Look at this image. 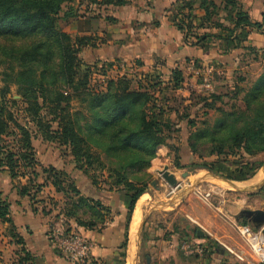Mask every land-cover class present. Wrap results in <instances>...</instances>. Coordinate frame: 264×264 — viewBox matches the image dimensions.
Segmentation results:
<instances>
[{
  "label": "trees",
  "instance_id": "trees-1",
  "mask_svg": "<svg viewBox=\"0 0 264 264\" xmlns=\"http://www.w3.org/2000/svg\"><path fill=\"white\" fill-rule=\"evenodd\" d=\"M131 1L0 0V67L5 68L2 74L5 88L0 104V143L4 136H13L16 144L15 148L0 145V171L7 173L12 180L20 177L28 179V184L18 192L20 198L31 197L33 200V184L35 185L40 173L36 171L39 162L32 132L18 122L15 112L8 110L9 106L13 108L17 105L16 101H8L6 98L12 85L17 87L18 95L22 97L25 105V112L42 139L66 148L76 168L91 175L94 185L104 184L109 193L120 194L127 205L129 219L138 201L147 194V182L150 179L147 170L156 158L157 149L167 146L170 138V131L166 133L169 124L161 121L163 108L157 102L156 93L162 92L161 87L183 89V73L178 70L172 73L169 82L172 85L163 86L161 80H153V84L148 82L147 86H142L138 82L134 84L126 74L116 78L107 76L105 66L100 70L96 67L83 70L80 54L85 49L94 47L93 38L74 37L59 27L61 19L71 21L84 17L80 12L84 4L87 6L84 12L93 15V7H123ZM197 1L204 13L200 19V27L215 29L219 34L196 36L195 42L192 43L194 46L213 39L231 42L239 40L240 43L242 35L235 36L236 30L264 27V17L261 23H253L242 10L239 0ZM77 3L78 8L75 6ZM192 4L184 3L189 11L193 10ZM224 14H227L226 19L230 20L233 28L225 26L222 22ZM175 18L177 27L185 31L186 40L192 38L193 16L179 12ZM91 75L102 76L104 86L91 88ZM244 79L240 78L239 81ZM242 92L244 90L241 88H235L233 99L237 100ZM75 96L82 97V107L73 111L72 101ZM223 99L220 93H215L202 101L205 108L211 110L216 103L221 104ZM242 104L240 110H218L222 112V117L211 131V155H216L219 162L223 163L237 155L241 161L246 160L244 156L254 159L264 155V72L245 93ZM236 106L233 108H237ZM45 113L51 118L50 121H45ZM205 124L206 122L204 126ZM189 126L195 127V121L189 120ZM11 129L14 131L10 132ZM197 134L198 132L189 141L193 152L198 149L197 140L202 136ZM223 157L224 160L221 159ZM263 164V161L257 163L253 174L258 172ZM42 169V175L45 177L43 185L50 184L58 194L68 196L72 192L78 197V200L69 206L67 217L74 219L79 227L89 231L104 225L106 218L97 209L101 207L106 215L109 210L102 201L82 197L65 171L54 167ZM206 169L215 172L214 167ZM238 171L243 173V169ZM251 176H247L245 180ZM100 178H104L103 182ZM66 180L70 182L68 188L64 185ZM39 185L37 193L43 188ZM261 191L264 192V188ZM82 209L92 212L90 221H81L79 212ZM44 214L48 215L45 211ZM0 222L13 226L12 238L17 240L16 244L23 247L18 253L17 264H28L32 255L24 250V239L11 219V203L2 191ZM244 225H248V222L244 221ZM127 243L128 234L121 246L122 250L126 249Z\"/></svg>",
  "mask_w": 264,
  "mask_h": 264
},
{
  "label": "crops",
  "instance_id": "crops-1",
  "mask_svg": "<svg viewBox=\"0 0 264 264\" xmlns=\"http://www.w3.org/2000/svg\"><path fill=\"white\" fill-rule=\"evenodd\" d=\"M186 2L193 3L192 11L185 8L184 3ZM239 3L253 23L263 21L264 0H239ZM86 7L84 4L82 10ZM82 10L80 12L84 14V17L68 22L70 33H74V37H92L94 47L82 51L80 59L82 60V54L90 53L93 60L91 65L97 70L105 66L108 75L114 74L113 77L126 74L134 81V84L138 82L142 86H147L148 82L153 84V80H157L155 82L161 80L162 85L167 86L171 84L169 82L172 73L178 70L183 73V86H186L185 71L190 68L200 69L211 65L210 67L218 75H223L221 79L224 84L231 82L233 75L237 72L248 75L247 65L250 68H256L253 72L254 82L264 72V27L236 30L235 36L242 35L240 43L239 40L231 42L213 39L198 46L192 45L196 36L204 34L217 36L219 34L215 29L200 27V19L204 13L199 8L197 0H132L123 7L110 6L101 9L93 7L92 10L95 11L93 15ZM179 12L186 16L192 15L193 25H197L196 32H193V37L188 40H186L185 32L177 27L175 15ZM224 15L222 22L225 26L233 28L230 20H227ZM121 64L125 66L124 69H120L122 73L119 70ZM109 65L114 66L108 68ZM99 78L103 77L99 76ZM163 88L161 87V91L165 92L166 88ZM216 89L219 91V83ZM158 93H156L157 98H159ZM168 152L169 148L166 146H162L157 152L158 158L155 160L154 169L158 175L163 170L159 169V166L167 158ZM187 174L182 173V176L185 177ZM175 177L177 179V175ZM186 182L187 187L181 193L166 201L158 200L157 203L150 205L146 203V200H142L143 197L148 198V195H143L136 204L130 219L127 205L120 194L106 192L103 195V193L92 192L97 196L94 198L103 201L104 206L109 210V217H105L104 225L92 231L79 228L81 234L96 245L92 257L94 261L98 264H118V261L135 264V261L140 259L144 245L148 255L147 264H219L225 262L229 256L227 253L215 252L203 259L202 256H198L200 259L187 256L185 258L180 253L182 245L179 235L180 226L183 223L182 226H187L189 233L195 234L197 243L191 244L194 247L208 245L206 243L212 240L216 245L224 246L227 251L233 253L235 246L229 242V238H226L228 234H226L225 225L218 218H214L209 209H216L218 214L222 215V219L226 220L232 215L239 222L245 221V218L240 217L241 212L244 211L243 207L251 211H264V199L257 195L264 188V165L260 171L246 180L228 181L201 172L194 175L188 174ZM159 186V189L164 187L165 190H169V186L163 185L162 182ZM205 194H211V202L207 203L203 199ZM243 194L245 197L240 196L238 199L237 196ZM213 195L220 198H217L218 202L213 200ZM251 195H255L253 200H249ZM225 196L235 198V202L234 207L228 208L224 213L227 206L223 199ZM200 201H203L206 206H200ZM10 203L11 219L17 232L24 239L25 247L27 246L28 252L32 255L31 261H43L46 257L49 259L51 255L49 227L42 219L43 216L39 215V212L36 215V211L32 210L33 201L31 203L30 199L18 198L16 202ZM181 216L183 220L180 219ZM214 224L216 227H211ZM146 225L149 227L150 237L145 243L142 242V238H139L138 230L139 228L143 230ZM0 226L7 229L9 224L0 223ZM198 228L208 229L207 234L203 232V237H199L198 231L201 230ZM127 234V247L122 250L121 246ZM29 246H32L36 252ZM46 253L47 256H45ZM58 256L55 264H70L61 259L60 255Z\"/></svg>",
  "mask_w": 264,
  "mask_h": 264
},
{
  "label": "rangeland",
  "instance_id": "rangeland-1",
  "mask_svg": "<svg viewBox=\"0 0 264 264\" xmlns=\"http://www.w3.org/2000/svg\"><path fill=\"white\" fill-rule=\"evenodd\" d=\"M219 2V1H218ZM75 6H78V3L75 4ZM66 11V8L64 9ZM85 11V9H83ZM225 17L227 14L224 15ZM63 17V14L61 15V18ZM70 21H59V27L63 29L65 32L70 34L71 36H74V33H70L69 23ZM192 26V33L196 32L197 25H191ZM185 32V31H184ZM93 60L90 55V53H84L82 54V63H83V70H86V68L93 67L92 64ZM245 66L247 62H244ZM193 65V64H192ZM211 66V65H210ZM248 75L244 74L243 72H237L235 75H233V79L231 82L224 84L222 82V76L218 75V73L214 70V90L213 92H206L201 88V73H204V69H195L190 68V70L185 71V81L187 82L186 86H183V90H174L172 88L166 89L165 92L158 93L159 98H157L158 104L163 108V116H161V121H163L166 124H169V130L167 129L166 133L168 134L169 131V139L167 141V148H169V154L166 159L161 163L159 166V169H163L161 171H164L165 169H168L170 172L177 175L178 182L181 184V188L173 195H169V191L165 190V188L154 189L152 188L151 184L155 180H160V184H166V182L162 179L161 175L157 174L155 172V160L158 158L157 152L161 148H158L156 151V158L151 162L150 167L147 170V174L150 176V179L148 180V188H151V192L145 194L148 195V198L143 197V200H146V203L152 205L154 203H157L158 200L166 201L168 199H172L175 196H177L179 193H181L185 187H187V177L189 175L199 174V173H207L215 175L219 178H223L224 176L225 180L228 181H241L245 180L247 176L255 175L253 174L254 170L253 168L257 163L264 162V155H261L256 158H249L247 156H244L246 160H240L239 155L232 156L228 161L219 162V158L214 155H211V150L213 148V144L211 143V131L214 130V126L220 120L222 117V112H219L218 110H222L224 112H231L234 110H240L242 108V98L245 96V93L251 89L253 84L255 83V76L253 75V72L256 71V68H250L249 65ZM207 67V66H206ZM5 71L4 67H0V104L3 101L2 91L5 88V84L2 81L3 79V72ZM121 72V70H120ZM122 73V72H121ZM112 78H116L119 75L109 74L107 75ZM124 76V75H122ZM245 76V77H244ZM242 78L244 81L240 82L239 79ZM104 78H99L98 75H91L90 76V87L93 89L101 88L104 86L103 83ZM153 80V79H152ZM218 80H221V82H218ZM218 83L220 86L219 91L216 89L218 87ZM241 88L244 90L242 92L237 100L233 99L234 93L233 91L235 88ZM70 92V91H69ZM71 93V92H70ZM220 93V95L224 98L223 102L216 103L214 109H207L205 108V104L202 101L204 98L210 97V95ZM72 94L74 92L72 91ZM7 100L16 101L17 105L11 108L9 106L8 110L12 113L15 112V116L18 119V122L27 127L33 134V145L36 150V157L38 160L39 166L37 167L36 171L40 173V177L35 182L34 191H32L33 200L30 198H20L18 195V192L20 188L23 186H26L28 184V179L24 177L17 178L15 180H12L7 173H2L0 171V191L3 192L4 197L8 199L9 202H16L18 198L20 199H30L32 203V210H36V215H42V219H44L49 227L48 230V238L50 243V253L49 259L46 257L43 261H36L32 262L30 264H55L58 255H60V251L58 250V246L54 244L52 241V233L54 229H61V226L59 225L61 218L64 219V223L62 227L65 230H68L69 232H75L77 234H81V231L79 230V227L74 219L69 218L66 216V213L68 211L69 206H72L74 202L78 200V197L74 193H70L68 196L65 194H58L54 187L49 185H43L44 183V175H42V168H49L54 167L58 170L65 171L68 176L70 177V182L73 186L81 193L82 197L86 198H92L95 200H98L94 197H97L92 194V192H99L103 193V195L108 192V187H106L103 183V185H94L92 182L91 175H87L83 173L80 169L76 168V165L74 164L73 158L69 154L68 150L62 146H59L55 143H49L42 139L41 135L39 134V131L35 127V125L30 121L28 118L26 112H25V105L22 102V97L18 95V89L15 85H12L10 87V91L6 95ZM81 96H75V98L72 101V110H79L81 109ZM234 105H237V108H233ZM8 107V106H7ZM239 107V108H238ZM189 117V119L187 118ZM50 117L45 113V121H50ZM189 120L195 121L196 126L190 127L189 126ZM206 122V126H204V123ZM55 126V125H54ZM13 127V126H12ZM14 131V129H11L10 132ZM206 131V133H204ZM198 132L197 135H202L200 139H198V149L193 152V150L190 147V139L193 137V135ZM13 136H4L2 139V142L0 145L6 146L8 148H15L16 144L14 142ZM224 160L225 158H221ZM220 159V160H221ZM248 164V166H246ZM253 165V166H252ZM264 165V164H263ZM179 166L181 168H179ZM200 166H203L205 168H202ZM167 167V168H166ZM210 167L215 168V172H211L210 170L206 169ZM239 169H243V173H239ZM260 171V170H259ZM182 173H188L187 176L183 177ZM107 175V173L105 172ZM222 175V176H221ZM251 176V177H252ZM103 177H105L103 175ZM249 179V178H248ZM104 178H100V181L103 182ZM70 182L65 181V187L68 188ZM40 184V185H39ZM40 186L42 190L37 193V186ZM167 185V184H166ZM168 186V185H167ZM37 188V189H36ZM204 190V188H202ZM117 194V193H116ZM201 194H199L200 196ZM259 197L261 199H264V192H259ZM214 196V201L218 202L217 195ZM240 196L245 197V194L238 195V199ZM255 195H251L249 197V200H253ZM216 199V200H215ZM220 199V198H218ZM226 201V208L224 209L227 211L228 208L234 207L235 198L231 196H225ZM200 200V199H199ZM100 201V200H99ZM103 202V201H102ZM143 203V202H142ZM200 206H206L203 201L199 202ZM35 206V207H34ZM203 208V207H201ZM153 209V207L151 208ZM243 209H247V207H243ZM248 210V209H247ZM44 211L48 213V215L44 214ZM102 215L105 217H109V215H106L107 213H104V209L99 207L97 209ZM212 216L214 218H218L221 223L225 225V228L227 230L226 234H228L229 242H231L235 247V250L233 253L230 251H227V249L224 246H218L216 245L212 240L208 241V245L202 246L204 248V254L202 256L203 258L209 257L213 255V253H227L229 256L225 262H221L219 264H264L261 262H258V260L250 253V250L246 246L244 240L242 239L239 231L238 226L244 225L243 222H239L233 218L232 215L229 216L228 219H222L220 214H218V211L216 209H209ZM241 215V214H240ZM79 217L81 221L88 222L92 218V212L88 211L87 209H82L79 212ZM182 218V219H181ZM181 220H183V217H180ZM179 219V220H180ZM246 222H248V225L253 227V224L249 223L247 219H244ZM187 222V220L185 219ZM183 222V221H179ZM1 223V222H0ZM183 225V223H182ZM180 226L181 232L179 233L180 239L182 241V245L180 246V253L186 258L184 255V252L182 250V246L184 244L190 243L193 244L197 243V238L195 237V234L193 232L189 233V230H187V226ZM185 225V224H184ZM211 227H216V224L211 225ZM207 228V227H206ZM12 229L13 226L9 224V227L7 229H3L0 226V264H17L18 260V253L23 249V247L17 246L16 242L17 240L13 237L12 238ZM205 234H207L208 229L205 228H198ZM205 229V230H204ZM255 229V228H254ZM257 230V229H256ZM185 232V233H184ZM139 234V233H138ZM149 227L146 225L143 230H141V236L139 238H142V242L147 241V239L150 237L149 235ZM16 244V245H15ZM25 247V245H24ZM29 248L33 250L32 246ZM24 250L28 251L27 246L24 248ZM35 251V249H34ZM36 252V251H35ZM141 256L139 261H135V264H147V250L146 247L143 245L141 250ZM60 253V254H59ZM236 253V254H235ZM62 255V254H61ZM60 255L61 259L66 260L70 264H77L75 262H72L69 257ZM236 255L241 256L243 258V261H241ZM23 256L24 253H23ZM47 256V253L46 255ZM123 257V256H122ZM194 259H200L198 256H192ZM53 259V260H50ZM59 259V258H58ZM91 264H98L94 259ZM29 264V263H28ZM118 264H125V262L118 261Z\"/></svg>",
  "mask_w": 264,
  "mask_h": 264
},
{
  "label": "built area",
  "instance_id": "built-area-1",
  "mask_svg": "<svg viewBox=\"0 0 264 264\" xmlns=\"http://www.w3.org/2000/svg\"><path fill=\"white\" fill-rule=\"evenodd\" d=\"M124 68L125 66L121 64L119 70ZM202 69H204V73H201V88L206 92H213L214 70L210 66L204 67ZM180 188V183L176 188L169 187V195L175 194ZM211 197V194H205L203 199L207 203H209L211 202ZM64 222V219L61 218L59 223L61 229H54L51 235L52 241L55 245L58 246V250L60 251V253L64 256L69 257L72 262H75L77 264H91L93 259V252L96 249V245L93 241L83 235L77 234L73 231L68 232V230H65L62 227ZM238 231L246 246L250 250V253L258 260V262L264 263V234L262 233V230H256L249 225H242L238 226ZM182 250L184 252V255L187 257L203 256L205 251L204 248L194 247L191 244H184L182 246ZM236 256L241 261H243V258L241 256Z\"/></svg>",
  "mask_w": 264,
  "mask_h": 264
},
{
  "label": "water",
  "instance_id": "water-1",
  "mask_svg": "<svg viewBox=\"0 0 264 264\" xmlns=\"http://www.w3.org/2000/svg\"><path fill=\"white\" fill-rule=\"evenodd\" d=\"M160 175L162 179L166 182V184L170 188H176L179 184L174 174H172L168 169H165L164 171L160 172ZM221 179V178H220ZM160 184V180H155L152 182L151 186L154 189H158ZM151 188L147 189V193L151 192ZM242 219L245 218L249 221V223L253 224L254 228L257 230H262V233L264 234V211H251V210H244L241 212ZM141 230L142 228H139L138 233L139 237L141 236ZM203 232L198 231V236L203 237Z\"/></svg>",
  "mask_w": 264,
  "mask_h": 264
},
{
  "label": "bare ground",
  "instance_id": "bare-ground-1",
  "mask_svg": "<svg viewBox=\"0 0 264 264\" xmlns=\"http://www.w3.org/2000/svg\"><path fill=\"white\" fill-rule=\"evenodd\" d=\"M143 200V199H142Z\"/></svg>",
  "mask_w": 264,
  "mask_h": 264
}]
</instances>
